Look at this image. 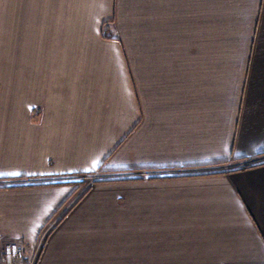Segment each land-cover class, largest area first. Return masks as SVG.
<instances>
[{"label": "crops", "instance_id": "crops-1", "mask_svg": "<svg viewBox=\"0 0 264 264\" xmlns=\"http://www.w3.org/2000/svg\"><path fill=\"white\" fill-rule=\"evenodd\" d=\"M12 244L264 264V0H0V264Z\"/></svg>", "mask_w": 264, "mask_h": 264}, {"label": "rangeland", "instance_id": "rangeland-1", "mask_svg": "<svg viewBox=\"0 0 264 264\" xmlns=\"http://www.w3.org/2000/svg\"><path fill=\"white\" fill-rule=\"evenodd\" d=\"M229 164H225L222 165L223 167H227ZM251 164H242L239 165L240 168L249 166ZM109 175L112 177L113 175H111V173H106L105 171H100L98 173H94V174H89V175H82V176H72L69 177L73 180V183L75 185V190H74V194L70 197V202H74L75 200H77L79 197L81 198V196L94 184L97 182V180H103L105 178H108ZM7 253L8 254H12L14 255V257L16 258V260H14L15 262H19V261H25L27 260V264H31L36 256L38 255V249L35 250H31V249H24L23 247H21L20 245H16V244H12L10 247H8L7 249ZM14 262V264H15ZM18 264V263H17Z\"/></svg>", "mask_w": 264, "mask_h": 264}, {"label": "built area", "instance_id": "built-area-1", "mask_svg": "<svg viewBox=\"0 0 264 264\" xmlns=\"http://www.w3.org/2000/svg\"><path fill=\"white\" fill-rule=\"evenodd\" d=\"M9 255V262H10V264L12 263V262H14V260H16V258L14 257V255H12V254H8ZM14 259V260H13Z\"/></svg>", "mask_w": 264, "mask_h": 264}]
</instances>
